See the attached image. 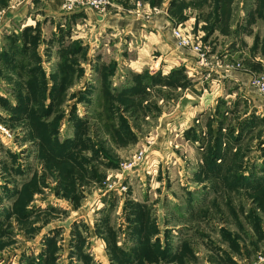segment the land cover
<instances>
[{
  "label": "rangeland",
  "instance_id": "obj_1",
  "mask_svg": "<svg viewBox=\"0 0 264 264\" xmlns=\"http://www.w3.org/2000/svg\"><path fill=\"white\" fill-rule=\"evenodd\" d=\"M13 1L0 0V23L10 6L26 7ZM33 2L32 24L21 28L24 9L0 32V264H264V94L253 84H264V0H113L105 18L175 8L181 31L206 55V78L223 65L227 76L247 73L262 102L250 103L227 78L215 106L195 90L201 99L189 107L197 110L160 128L157 100L110 113L101 91L89 102L84 78L97 76L88 57L111 61L113 52L89 54L72 41L71 20L63 26L68 16H46L37 10L43 0ZM186 79L181 86L190 87ZM154 96L169 99L165 112H173L175 95ZM41 108L50 109L41 122L60 147L54 168L48 140L29 136ZM120 119L139 138L113 142ZM141 151L144 161L124 173ZM69 164L71 195L63 186Z\"/></svg>",
  "mask_w": 264,
  "mask_h": 264
},
{
  "label": "crops",
  "instance_id": "obj_2",
  "mask_svg": "<svg viewBox=\"0 0 264 264\" xmlns=\"http://www.w3.org/2000/svg\"><path fill=\"white\" fill-rule=\"evenodd\" d=\"M11 1L13 0H9V4ZM33 1L29 3L27 0L25 3V0H20L19 6L22 7L26 4L24 5L26 7L16 11L12 10L16 9L17 5L10 6L6 18L0 23V32L2 28H11L15 23H19V19L24 16L22 13L25 11L24 9L27 12L26 20L19 26L24 28L32 24L31 16L27 14L35 7ZM61 2L62 0H43L41 8L36 9L44 12L46 16H68L65 17L66 20L62 18L63 26L65 27L67 20H71L68 22L71 23V28L73 27L71 31L72 41L78 40L79 47L82 45L89 54L93 48H101L104 53L113 52L114 56L111 61H103V57L98 60H92L88 57V62L95 65L93 69L96 70L97 77L86 81L87 76H85L83 83L85 87L82 89V92L89 97V102H91L94 94L101 91L107 112L112 109L111 107L121 109L120 107L124 106L133 111H139L140 107L142 110H147L148 107L154 106L153 100H157L154 104L159 109L157 115H159L160 125L158 127L160 128L163 124L169 127L173 122L178 123L180 116L192 111V109L193 111L197 110V107H189L191 104L197 103L195 97L201 99V96L195 95V90L204 91L201 95L211 99L208 101L210 102L208 105L215 106L216 97L222 94L226 95L221 86L227 85V78L228 81L231 80L240 87L242 95L248 97L250 103L252 102L255 106L262 103L261 100H254L253 97L258 96L255 89L250 86V75L247 73L233 72L227 76V65H223L220 66L221 70L210 69L212 76L206 78L208 69L201 67L202 63L198 62V55L191 50L181 49L176 44L174 31L176 29L182 30V20L179 18L182 15L175 8L172 7L170 10L166 8L165 11L158 8V11L147 13L149 18L144 15L134 16L129 11L121 14L114 12L105 18L91 9L75 14H63L61 13ZM175 12L178 14L175 15ZM188 22L192 23L193 21L189 19L182 24L187 27ZM33 30L36 29L33 28ZM55 30L57 31V28ZM36 37L38 34L33 36V38ZM79 47H77V51ZM3 55L8 57L9 53ZM84 68L87 71L85 66ZM146 75L155 78L160 77L161 82L145 84L143 79ZM185 78H187L186 80L190 79V87H187L188 85L181 86ZM205 83L209 88H206ZM79 90L81 91L80 88ZM159 90L167 93L169 97L172 94L176 96L175 101H173V112L169 114L165 112L169 99L165 98V101L162 102L160 99L163 98L154 96ZM151 111L150 109L149 113ZM149 113L146 120L148 117L150 118ZM116 122L117 120L113 122L115 127L118 126L115 125ZM183 125L186 126L187 122ZM131 129L132 134L134 131L136 132L133 126ZM133 136L135 139L139 138L134 134ZM113 138V142L118 144L119 136L113 134Z\"/></svg>",
  "mask_w": 264,
  "mask_h": 264
},
{
  "label": "trees",
  "instance_id": "obj_3",
  "mask_svg": "<svg viewBox=\"0 0 264 264\" xmlns=\"http://www.w3.org/2000/svg\"><path fill=\"white\" fill-rule=\"evenodd\" d=\"M159 78L160 77H156L155 78L153 76L146 75L145 79H143V82L145 84H148V82L149 83L150 82H153V83L161 82V80H159ZM162 81H164V80H162ZM31 85H32L31 86V88H32V87H34L35 84L32 83ZM34 95H35V98L37 100L38 99V94H34ZM31 109H32V111L35 112L33 107ZM45 109L46 108H41L40 109V113H42V118L35 117V119H31L30 124H29V128H30L29 136H32V135L36 134L37 137L40 135L39 137H44L46 140H48L47 141V149H46V158H47V160H49L48 164L50 165V167L54 168L56 166H55V164L52 161H58V159L60 158V156H61L60 155V147H59V144H57L56 140H54L53 137L52 138L50 137V129L53 130V127L51 125H49L46 128H44V126L42 125V122H41V121H43L42 119L44 118V116H46L47 113L49 114V112H50V109H48V110H45ZM46 122L50 123L48 121H46ZM74 123H77L76 120L74 121ZM83 126H84L83 124H79L78 123L76 125V128L77 129H82ZM116 132H117V135L119 136V138L121 140L127 141V140H132L134 138V136L132 134V131L130 130V127H129V125H128L126 120H121L120 119L119 127L116 129ZM78 135L80 137L79 133L77 134V136ZM81 136H82V134H81ZM84 141L85 140H82V138L80 137L79 142H78L79 145H77V147H82L83 143H85ZM96 155H97V152H96ZM63 175H64L65 178H67L66 182L68 181L67 184L64 183L63 186H64V188H67V186H68V188H70L68 194L71 195V186L75 187L74 183L73 182L71 183V181L73 179V174H71V164H69V169H67L66 174H63ZM71 176H72V179H71Z\"/></svg>",
  "mask_w": 264,
  "mask_h": 264
},
{
  "label": "built area",
  "instance_id": "obj_4",
  "mask_svg": "<svg viewBox=\"0 0 264 264\" xmlns=\"http://www.w3.org/2000/svg\"><path fill=\"white\" fill-rule=\"evenodd\" d=\"M113 0H64L62 8L64 10L65 14H73L75 12H78L80 10L84 9H91L97 13H100L103 15H108L111 12V9L113 8ZM174 37L176 40V44L178 47L181 48H189L193 52H195L198 55L199 60H201V63L206 62V55L203 52L202 46L200 42L189 36L185 35L181 30L176 29L174 31ZM253 84L256 85V87L260 90L261 93L264 94V84L260 80H253ZM145 155L144 152H139L130 164L127 166L123 165V172L126 173L125 170L131 169L132 167L137 166L142 161H144ZM128 167V168H127Z\"/></svg>",
  "mask_w": 264,
  "mask_h": 264
}]
</instances>
